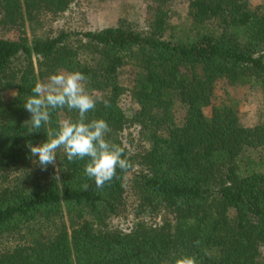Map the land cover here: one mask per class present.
<instances>
[{
	"label": "trees",
	"instance_id": "obj_1",
	"mask_svg": "<svg viewBox=\"0 0 264 264\" xmlns=\"http://www.w3.org/2000/svg\"><path fill=\"white\" fill-rule=\"evenodd\" d=\"M75 1L0 0V26L21 29L15 39L0 37V94L13 92L0 96V237L30 236L0 248V264H183L185 257L261 264L264 117L250 126L236 99L212 103L219 79L264 93V3L190 0L191 26L177 41L173 0L150 7L146 30L121 17L96 30L36 34L44 15L63 13ZM61 71L84 74L97 93L87 120L105 119L106 138L132 161L127 174L117 169L121 178L102 189L85 175L88 158L69 162L63 149L58 175H30L37 157L27 144L47 141L46 130L55 134L61 120L78 119L76 111L58 108L45 128L30 133L26 99L37 81ZM129 92L138 104L131 116L122 106ZM135 125L150 145L132 153L123 135ZM8 169L27 177L5 185ZM130 196L132 227L111 226ZM154 216L160 222L148 220Z\"/></svg>",
	"mask_w": 264,
	"mask_h": 264
},
{
	"label": "rangeland",
	"instance_id": "obj_2",
	"mask_svg": "<svg viewBox=\"0 0 264 264\" xmlns=\"http://www.w3.org/2000/svg\"><path fill=\"white\" fill-rule=\"evenodd\" d=\"M190 0H173L169 3V8L174 12L172 23L178 26V30L174 32L173 41H177L182 36L181 29H187L191 26V19L188 17V5ZM253 5L264 3V0H251ZM158 0H76L69 9L58 15H44L42 24L36 28L38 35H56L62 30L67 31H86L96 30L106 26L117 25L121 17H128L135 22L139 29H147V20L149 10L153 4H157ZM28 34L32 36L33 30L27 28ZM20 27L17 26H0V37L15 39L20 34ZM170 32H167V39L170 38ZM128 76V75H127ZM135 72L130 73V86H136ZM48 80V79H47ZM44 80V81H47ZM87 91L94 97L96 92ZM12 91H6L0 94L1 98H8L12 95ZM131 92L124 95L122 106L128 115H132L138 104L132 98ZM177 99L178 97L173 94ZM227 98L236 99L240 103L243 112V121L247 125H254L264 117V93L261 89L251 86H231L225 79H219L216 83L213 103L218 104ZM212 111V105L205 108V113L209 115ZM124 140L129 150L134 153L142 151L149 147V141L141 133L139 125L127 128L124 131ZM38 160V157L37 159ZM30 175L39 176L47 179L54 175H58V154L56 165H49L46 170L42 169L37 163H33L30 167ZM29 175V176H30ZM131 176V175H130ZM27 174L22 170L8 169L6 170L2 181L6 184H12L20 179H25ZM134 198L129 197L128 209L110 220V225L128 230L135 222L133 212ZM153 223L160 222V217L154 216L148 218ZM30 236L22 233L16 236L0 237V248L12 247L18 243H24L29 240ZM261 264H264V245L261 246Z\"/></svg>",
	"mask_w": 264,
	"mask_h": 264
},
{
	"label": "clouds",
	"instance_id": "obj_3",
	"mask_svg": "<svg viewBox=\"0 0 264 264\" xmlns=\"http://www.w3.org/2000/svg\"><path fill=\"white\" fill-rule=\"evenodd\" d=\"M85 81L84 74L78 71H61L52 74L47 81L35 83L33 95L24 104L31 114L28 120L30 133L45 128L50 121L51 111L58 108L76 111L78 119L61 120L55 134L46 130L47 141L39 145L29 142L27 147L32 158L38 157V160L33 159V163L39 164L44 170L49 165H56L58 149H63L69 162L88 158L85 175L94 179L97 189H102L112 180L121 178L117 169L127 174L133 164L122 146L106 138L111 129L105 119L87 120V114L96 108L97 100L87 91ZM104 103L106 107L110 106L107 101ZM83 187L87 189L88 185ZM183 264H196V261L185 257Z\"/></svg>",
	"mask_w": 264,
	"mask_h": 264
}]
</instances>
